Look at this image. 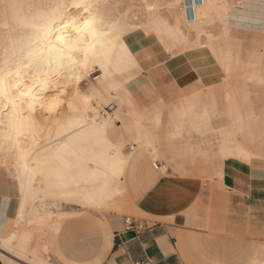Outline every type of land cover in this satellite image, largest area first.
<instances>
[{
    "label": "crops",
    "instance_id": "0c3cea01",
    "mask_svg": "<svg viewBox=\"0 0 264 264\" xmlns=\"http://www.w3.org/2000/svg\"><path fill=\"white\" fill-rule=\"evenodd\" d=\"M231 30L251 33L244 35L240 40L242 44L237 46L238 52L232 55L230 49L227 50L231 53L227 69L229 70L232 59L239 61L241 55L239 50L245 51L249 56L246 63L251 61L258 63L261 60V53L257 52L258 48L256 47L257 42L259 44L264 39L262 37L260 40L258 34L261 33L249 31L244 27L231 26L228 36ZM136 44L146 60L140 61L141 66L134 63L132 69L124 65L120 68L112 56L107 63L113 73L112 81L120 83L127 90L128 105L118 106L114 101H111L110 104H114L115 108L112 114L104 117L103 128L92 122L76 129L70 128L71 122H66L64 126H61V123L55 120L60 115L53 110L52 106V111H48L42 116L43 122L50 120L49 137L56 140L55 145L60 143L61 136H65L67 147L70 150L69 154L52 157L46 164L45 174L48 176L49 182L54 184L56 190L61 191L72 182L81 184L96 169V165L92 162L101 154H106V156L108 154L106 164L108 167L109 164H114L115 167L107 168L106 171L123 186V190L95 189L93 195L98 201V207L82 205L77 196L65 201L73 200L81 207L113 213H122L121 209L139 213L140 210L133 199L126 193L124 174L128 167L138 166L143 156L138 149L137 155L131 156L127 161H121L118 158H113L109 153L112 148L125 150L124 135L133 141L127 153H130L131 147L136 145L139 135L138 125L133 114L128 110L142 116L147 126L155 125L154 130L152 129L155 140L156 136L163 132L159 119L156 118L152 121L153 114L169 111L174 107L185 110L187 107L182 101L188 98L189 110L195 109L200 104L197 95L207 85L218 80L217 78L211 79L214 72L209 69L206 73H202L208 65L206 51L215 57L213 52L205 46L171 56L167 52L165 44L155 37L151 50H147L139 41ZM227 46L230 47V44ZM219 66L223 67L220 63ZM260 72L264 74V69H259ZM154 90L158 96L155 95ZM134 91H139L151 99L138 106L133 100ZM221 113L232 121L233 116L228 115L226 107ZM91 117L92 113H90ZM225 124L226 119L223 117L222 120L211 124V126L225 131L229 127ZM230 129L231 131H225L223 136L229 142V149H236L238 140L232 139L231 136L235 130L232 127ZM54 130L58 131V137L53 135ZM183 131L179 130L178 132L177 130L173 135L165 134V136L181 138ZM190 138L192 139L189 136ZM185 146L189 150L191 149L189 141L185 143ZM217 151L222 164L223 148L218 147ZM140 156L141 158H139ZM0 167L5 168L2 165ZM152 167L154 168V162ZM154 171L156 170L154 169ZM154 171H146L144 177L146 184L155 185L170 174L169 170L158 171L161 172L160 175ZM221 172L223 173L224 190L218 191L204 186L199 188L196 193L195 206H187L177 214L171 208L145 211L148 214L141 213V211L139 214L151 216L150 221L154 222L151 225L130 219V228L126 229L124 220L127 218L120 215H108L100 220L99 234L93 229L91 237L87 238L90 233H84L83 230L88 228L83 226L81 221H67L59 226V230H57L59 232L55 236L56 250L60 256H39V258L48 259L55 264H64L65 262L71 264H105V262L107 264H117V262L119 264H139L145 260H148L150 264H183L178 250L186 241L184 236L189 235L190 242L193 235L206 236L207 234L202 230L207 229L216 230L221 240L222 258L225 264H243L255 245L264 242V176L257 173L255 167L253 169L249 165L232 160L225 162L224 170ZM15 177L13 180L19 187V182ZM85 184L89 185L87 182ZM146 199L148 204L153 203L151 198ZM5 200H7V213L6 215L0 213V237L10 234V229L18 217L19 211L17 190L10 187V191L7 193L0 182V205H4ZM101 244L104 248L102 254H100ZM254 256L251 262L256 260L257 252ZM5 257L15 263L20 260L17 256ZM29 257L31 258V256Z\"/></svg>",
    "mask_w": 264,
    "mask_h": 264
},
{
    "label": "rangeland",
    "instance_id": "374dc122",
    "mask_svg": "<svg viewBox=\"0 0 264 264\" xmlns=\"http://www.w3.org/2000/svg\"><path fill=\"white\" fill-rule=\"evenodd\" d=\"M97 1L98 4L102 6L101 13L107 18V20L119 21L122 26L124 24L126 25L124 26L127 31L123 32L122 36H119V39H116L115 35L113 36L112 42L109 45V50L111 55L120 64H124L131 69L134 67V63H138V65L141 66L140 61H146L143 53L139 50L136 41H139L147 50L153 48L152 43L154 41V33L151 31L150 27L153 25L155 17L153 18L154 15L150 13L151 11L157 13L160 23L167 26L172 31L173 29L175 31L177 28L183 30V38H185V41L175 34L170 38H164L165 41L163 42L165 43V46L172 47L171 50L175 52L189 47V45L194 44V42L196 44L198 42L202 44L205 43L204 33L206 32L210 37H218L215 40L216 45L225 50L230 49L233 55L238 52L237 46L242 44L240 40H242L243 36L251 33L231 30L228 36V32H225L222 28L223 24L228 20L227 10H212L209 12L207 20L193 26L189 24L185 25L181 22L178 7H173L169 10L164 8V1L167 2L168 0H101L102 3L104 2L103 4L100 3V0ZM225 1L228 6L236 7L239 6L241 0ZM182 2H184V0H182ZM0 18L2 19V17ZM148 21L151 25L148 24ZM140 24L143 26H145V24L149 25V27L146 26V29L148 28L149 30L144 28V30H142L141 28L143 26L141 27ZM12 25L13 32L16 31L14 33L15 36L17 35L16 33L20 36L23 31L28 32L30 29L23 28L24 30H21V28L14 26V23ZM130 25L132 26L130 27ZM138 25H140V28L133 29L135 26L138 27ZM1 27L2 24L0 22V35L3 36V33L6 32V30H2L3 27ZM146 32H148V34ZM258 35L260 40L262 37L264 38V33ZM2 36L0 39L3 41L0 42V46L2 43L4 44ZM21 36L18 37L19 40ZM198 36L202 37L198 38ZM17 37H15L16 40H18ZM196 38H198L199 41ZM187 42L188 45H186ZM3 44L0 50V60L3 59L4 56L2 49ZM228 44H230V47L227 46ZM204 46L209 48L208 45ZM201 47L203 46L197 48ZM256 48H258L257 52L261 53V60L258 63L255 61L246 63L249 56L245 51L239 50V53L241 54L239 61L232 59L229 67L230 74H226L223 67L219 66L218 58L213 57L208 51H206L208 65L202 73H206V71H208L207 69H209L211 72H214L211 79L217 78L218 80L207 85L199 95H197L200 104L195 109L189 110L188 98L187 100L182 101L187 107L185 110H180L174 107L169 111L155 113L151 116L152 121L156 118L159 119V124L163 133L157 135L155 140L153 139L154 142H152V145L149 143L146 146L145 143H142L143 141L141 142L142 144L139 146V151L143 156L142 160L139 161L138 166H135L134 168L128 167L124 174L127 186L126 193L130 195L140 212L142 211L141 213L148 214L145 213V211H159L165 208H171L174 210V213L177 214L182 212L187 206H195L196 193L199 188L204 186L218 191L224 190L223 173L221 170H224L225 162L227 161L232 160L243 165H249L253 167V169L255 167L256 172L261 176H264V83L261 82L262 80H258L259 69H264V39L259 44L257 42ZM89 66L90 65H88V67ZM89 69L91 79L87 83L81 81V86L78 88L80 93H84L85 89L88 90L91 84L95 83L99 74H101L100 71H93L90 67ZM245 74H247V77H245ZM250 74H255L258 79L255 75L254 78L252 76V80L249 79L248 77H251L249 76ZM221 78L226 80H222ZM223 89L233 92V94L229 93V95L236 97L234 98L233 96H230L231 98L233 97L235 104L236 102L238 103L236 104V107L240 108L237 109V112L241 115H239L241 119V123L239 124H236L234 117L231 121L221 113L228 104L226 98L228 92H225L226 90ZM155 95L158 96L156 92ZM91 99L93 102L97 103L98 109L96 114H93L89 121L92 123H98L99 120H104L101 112L110 104L106 106L103 101H97L96 97ZM150 99L151 97L142 95L139 91L133 92V100L138 106L143 105ZM112 105L114 106V104ZM222 116L226 119L225 126H229L225 131L230 132L231 127L235 130V133L232 134L231 137L232 139L234 138V140H238L236 149H229V142L227 141V138L223 136L225 133L224 130H221L218 127L213 128V126H211V124H215L217 121L222 120ZM177 130L178 132L179 130H184L181 138L176 136L168 138L165 136V134L173 135ZM58 134L57 130L53 131L55 137H58ZM189 136L192 137V139H189ZM124 140V152L127 153V151L129 152V147L133 144V141H131L126 135H124ZM187 141H189L190 150L185 146ZM128 142L130 143L127 144ZM153 144L159 146V148L167 149L169 154L160 153L157 154V158L154 159L150 154L152 147H154ZM218 147L223 148L224 156L222 164L217 153ZM233 153L235 154L233 155ZM139 158H141V156ZM153 162L157 165H168L170 174L159 183L148 185L146 184L144 177L147 170L154 171V168L152 167ZM13 163V155L0 150V165L5 167H0L1 185L7 193H9L10 187L13 189L15 188L18 195L19 187L13 180V177L16 176L17 173L12 167ZM113 167H115L114 164H109V167L108 164H106L104 168L110 169ZM158 171L159 170H156L154 172L160 175L161 172ZM40 183L41 182L36 181L33 185L36 188ZM146 198H151V202L153 203L148 204ZM43 200V206H37V203L35 202L40 201V199L30 198L29 203L25 206L21 221L17 222L18 219L16 217L12 228L10 229V234L5 237H0V264H16L5 256H19L21 259L20 255L15 254H19L20 252L17 247V240L20 239L22 233H27L29 236L24 245L26 251L25 259H28L29 256H31V260L32 257H35L38 260L41 259L39 256H60L56 250L55 236L57 235V232H59L57 231L59 230V226L67 221H81L84 224L83 226L88 228L83 230L84 233H90L87 235V238L91 237V230L94 229L97 232L100 231V220L106 218L108 215H120L148 225L154 223L150 221L151 216H143L142 214H139L140 212L113 213L94 208L81 207L73 200L65 201L67 199L61 200L52 196L43 198ZM41 210L46 213L39 216L38 213ZM70 213L72 214L68 215ZM56 224H58L57 227H55ZM14 229L16 230V238L11 244L13 245V248L16 249L15 252L14 250H7L6 246H4V241L2 240L3 238H8ZM55 229L57 230L55 231ZM202 231L207 235H193L190 242L189 235L184 236L186 241L180 250H178L183 264H225L222 258L221 240L219 239L216 230L210 231L206 229ZM100 248V254H102L104 249L103 244H101ZM255 252H257L255 260L256 264H264V242L255 245L251 250L250 256H247V259L243 264H251L252 258L255 257ZM41 260H44L47 264H50L51 262L48 259ZM64 264L71 263L65 262Z\"/></svg>",
    "mask_w": 264,
    "mask_h": 264
},
{
    "label": "bare ground",
    "instance_id": "6f19581e",
    "mask_svg": "<svg viewBox=\"0 0 264 264\" xmlns=\"http://www.w3.org/2000/svg\"><path fill=\"white\" fill-rule=\"evenodd\" d=\"M11 2L25 4V3H34V2H56V0H11ZM91 2L92 3H98L97 0H91ZM100 3H102L101 0H100ZM164 3H163L164 8L167 10H169L170 8L165 7V5L175 4V5L179 6V5H182V3L184 4V2H182V0H168L167 2L164 1ZM178 9L180 11L181 22L185 25L189 24V25L195 26L197 23H202V22H204V20H207L210 11L215 10V9H220L223 11L227 10V13H228V20L222 26V28L225 30V32L226 31L228 32V30L231 26H238V27L247 28L249 31L264 33V0H241L239 6H236V7L235 6H233V7L228 6L226 4L225 0H202V1L199 0V4L194 9L183 8V7H178ZM100 11H101V9H100ZM148 11H149V9H148ZM2 13H3V9H2V7H0V17H2ZM150 13H152L154 15L153 18L155 17V20H153V25L150 28H151V31H153L154 37L157 40H159L160 42H163V41H165V39L170 38L172 35L175 34L178 37H181L182 39H184L183 41H185V38H183L184 37L183 36L184 34L182 32L183 30L181 28H177L175 31L173 29V31H172L167 26L160 23V21L158 20V14L157 13H155L153 11H151ZM18 15L21 18L20 23L13 22L14 26H16L17 28H21V30L23 28H29V27L25 26V21H24L25 17H30L29 10L27 8L21 9L18 11ZM0 22L3 25V23H4L3 19H1ZM148 24H149V21H148ZM140 25H138V27L135 26L133 29L140 28ZM149 25H151V24H149ZM149 25H147V24H145V26L141 25V27L143 26L141 29L144 30V29H146V26L149 27ZM131 26L132 25H130V27ZM3 29L4 28H2V30ZM129 30H131V29H129ZM146 30H149V29L147 28ZM126 31H124V32H126ZM24 32H25V34H24ZM31 32H32V29L30 28L28 30V32L23 31L20 34V36L22 34H24L22 36H25L23 38L26 39L27 36L31 34ZM148 32H146V33L148 34ZM4 33H3V36L0 35V37L2 36L4 38ZM150 33H152V32H150ZM16 34H17L16 36L14 34L15 37L18 36V33H16ZM20 36H18V37H20ZM22 36H21V38H22ZM204 36H205L204 37L205 43H203V44L200 42H198L197 44L194 42V44H192V42H191L192 45H189V47H186V48L183 47L184 49H182L181 51L178 50L175 52V51L171 50L172 47H166V50H167V52L170 53L171 56H173V55H177L179 53L186 52L187 50H191V48H197L200 46L208 45L209 49L213 52L215 57L218 58L219 63L223 66L225 73L230 74L229 70L227 69V62L231 56V53L229 51L225 50L224 48H221L220 46L216 45L215 40L218 37H214V36L210 37V36H208V34L206 32L204 33ZM18 37H17V39H18ZM201 37L198 36V38H201ZM198 38H196V39L199 41ZM197 40H195V41H197ZM1 41H3V40L0 39V42ZM137 42L138 41H136V43ZM105 43H106V47H105L104 53L102 54L103 66H101L99 63L95 66H93L92 64H89L90 65L89 67L93 71L94 70L100 71L101 74H99V77L95 80V83L91 84V86L88 88L87 95H85V92L80 93L79 90H77V92L74 93L73 95H69V93L71 92V90L74 87L73 84L69 83L65 87L62 88L59 97H57L55 95H48L47 98L44 100V104L46 106H48V107L52 106L53 110H55V112L60 115L59 117H56L55 120L59 121L61 123L60 124L61 126H64V124L66 122H71L72 124H71L70 128L76 129V128L84 125V124L90 123V121H89V119H91L90 113H92V115L96 114L97 109H98L97 103L93 102L91 99L94 97H96L97 101L101 100L106 105L110 104L111 101H114L118 106H121L122 104L128 105V101H127L128 92H127V90L125 89V87L121 86L120 83H118V82L114 83L112 81V79H114L113 75H112L113 73L108 68V64H107V63H109V58L112 55L110 53L109 45H108L107 41ZM2 44H1V46H2ZM186 45H188V42L186 43ZM186 45H184V46H186ZM1 46H0V50H1ZM3 48H4V44H3L2 49ZM3 54H4V52H3ZM115 61L117 62L118 66L120 68H122V66L124 64H120L116 59H115ZM124 66H126V65H124ZM247 74H249V73H247ZM247 74H245L246 75L245 77H247ZM251 74L249 75L251 77H248V78L252 80V76L254 78L255 74H253V75H251ZM255 77L257 78L256 75H255ZM243 78H244V76H243ZM258 78H257L258 80L263 79V74L261 72L259 73ZM69 79H72V77L69 76ZM222 80H226V79L223 78ZM47 87H48L49 92H54L55 89L57 88V85L52 84V85H49ZM223 90H226L225 92H228V94L226 96V98L228 100V104L226 106L228 115L234 117L236 124L241 123V119L239 117L240 113L237 112V109H240V108L236 107L237 106L236 104H238V103L236 102V104H235V101L233 99V97L234 98H236V97L233 95H229V93L233 94V92H229V91H227V89H223ZM230 96H233V97L231 98ZM65 98H67V100H65ZM85 101H87V103H85ZM236 101H237V99H236ZM69 102L72 105L71 108L68 107ZM27 108H28V106L25 105L23 108H21L19 110L21 115H23L24 113L27 112ZM47 112L48 111H42L40 109L39 104H37L36 111L31 113V117L35 118L34 123L31 121L30 118H25L22 120V123L25 125H29V126L25 127L19 134L14 132L12 134V143L11 144H8L7 141L0 140V150H3L7 154L11 153L13 155L14 163H13L12 167L16 170V172H17L16 161H17V156H18L20 150L22 149L24 155L26 157L30 158V161H31L30 169L34 173V175H32V178H31L32 179V185H31V196H30V198H33V199L37 198L38 200L40 199V201L35 202V203H37V206H43V203H44L43 198H46L49 196L57 197L58 199H61V200H65L68 198H74L75 196H77L79 202L82 205L98 207L99 206L98 201L95 199V197L93 195V191L95 189L107 190V191L109 189L123 190V186L120 185L116 181V179L113 178V176L106 171L105 168H102V166L108 161V158H107L108 154H107V156H106V154H101L100 156H98L96 159L93 160L92 163H94L96 165V169L92 173H90L88 178L86 180H83L81 184H78L76 182H72L69 186L67 185V187H65L61 191H58L55 189L54 184L49 182L48 176L45 174L46 164L52 157L57 156V155H62V154H69L70 150L67 147V143L65 141V136L60 137V143L57 145H55L56 140L54 138L49 137L50 120L43 122L44 120L42 118L43 114H46ZM128 112L133 114V117L136 120L137 125H138L139 135H138V138L136 140V145H133L131 147L130 153H125L123 149H119V148H112L111 152H109L111 156L117 157L118 159H121L124 161H127L129 158H131V156L137 155L139 146L142 143H145L147 146L149 143H151V145H152V142H154L153 137H152L153 136L152 131L154 130L155 125L151 124L150 126H147L145 124V120L142 116H140L139 114H137L133 111L128 110ZM107 115L103 116V117H107ZM95 124H98L101 128H103L105 125V119L99 120L98 123H95ZM7 135H8V132L3 130L2 128H0V138L5 137ZM153 146L154 147H152V151H150L151 152L150 154L154 159L157 158V154H160V153L161 154H167V153L169 154V151L167 149H163L161 147L159 148V146H156L154 144H153ZM155 165H156V163L154 162V166ZM161 166H162L161 171L165 172V171L169 170L168 165L161 164ZM36 181H39L41 183L39 186H37L35 188L33 183ZM86 182L89 185H86L85 184ZM26 187H27V181H26ZM70 188H72V190H70ZM28 203H29V201H28ZM124 204H126V203L124 202ZM123 206H125V205H123ZM121 211L122 212H130V211L124 210V209L123 210L121 209ZM45 213L46 212H42V210H41V211H39L38 215L42 216ZM17 219H18L17 222L18 221L20 222L22 219V217H20L19 212H18ZM57 226H58V224L55 225V227H57ZM56 230L57 229H55V231ZM53 232H54V230H53ZM15 233H16V230L14 229L12 231V234L8 238L2 239L4 241V246H6V249L7 250H14V252L16 249L13 248V245L11 244V242L14 241V239L16 238ZM28 238H29V236L27 233H22V235L20 236V239L17 240V247H18L19 251H21L22 249L25 250L24 245H25L26 241L28 240ZM11 245H12V247H11ZM13 255H14V253H13ZM15 255H19V254H15ZM30 263H32V264H47L44 260H41V259L38 260L35 257H32V260Z\"/></svg>",
    "mask_w": 264,
    "mask_h": 264
},
{
    "label": "snow or ice",
    "instance_id": "6c2138e0",
    "mask_svg": "<svg viewBox=\"0 0 264 264\" xmlns=\"http://www.w3.org/2000/svg\"><path fill=\"white\" fill-rule=\"evenodd\" d=\"M198 4L199 0H184L182 5L168 4L165 7L194 9ZM0 7L3 9L2 27L6 30L4 56L0 60V128L8 132L0 140L11 144L12 134H19L29 126L22 123L23 119L30 118L34 123L35 118L31 117V113L36 111L37 104L42 111H52L44 104L48 95L59 97L62 88L69 83L74 86L69 93L73 95L81 86V81L87 83L91 79L88 65L99 63L103 66L105 42L110 45L114 35L119 39L127 29L119 21L107 20L100 11L102 6L91 0L25 4L0 0ZM25 8L30 12V17L24 18L25 26L31 28L32 32L26 39L22 37L16 40L12 24L20 23L18 11ZM261 82L264 83V79ZM52 84H56L57 88L49 92L47 86ZM25 105L28 106L27 112L21 115L19 110ZM68 107H72L70 102ZM16 163L15 178L19 182L17 207L22 217L31 196L34 173L30 169V158L24 155L22 149ZM6 205L7 200L0 205V213L5 215ZM19 255L21 259L16 264H30L31 258H24L25 250L22 249ZM251 264H256V261Z\"/></svg>",
    "mask_w": 264,
    "mask_h": 264
},
{
    "label": "built area",
    "instance_id": "2783aa9c",
    "mask_svg": "<svg viewBox=\"0 0 264 264\" xmlns=\"http://www.w3.org/2000/svg\"><path fill=\"white\" fill-rule=\"evenodd\" d=\"M113 111H114V106L110 104L109 106L104 108V110L101 112V115L106 116L107 114H112ZM154 169L161 171L162 170L161 164H158V165L156 164L154 166ZM124 224L126 225V229H129L131 225L130 218L125 219ZM139 264H150V262L148 260H145L143 262H140Z\"/></svg>",
    "mask_w": 264,
    "mask_h": 264
}]
</instances>
